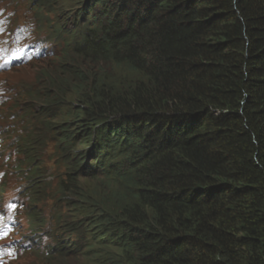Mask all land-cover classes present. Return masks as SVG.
I'll use <instances>...</instances> for the list:
<instances>
[{"label":"trees","instance_id":"16d2710c","mask_svg":"<svg viewBox=\"0 0 264 264\" xmlns=\"http://www.w3.org/2000/svg\"><path fill=\"white\" fill-rule=\"evenodd\" d=\"M101 1L71 0L77 30L94 34L103 12L107 29L94 68L67 83L91 104L88 127L110 115L125 129L94 141L122 154L84 183L72 156L67 188L92 215L86 263L264 264V0H138L127 26L114 5L135 0ZM75 125L62 144L84 152Z\"/></svg>","mask_w":264,"mask_h":264},{"label":"bare ground","instance_id":"6f19581e","mask_svg":"<svg viewBox=\"0 0 264 264\" xmlns=\"http://www.w3.org/2000/svg\"><path fill=\"white\" fill-rule=\"evenodd\" d=\"M107 0H103L101 2L105 3ZM53 5L49 8L51 12L50 24H47L49 28L48 32H50L49 40L52 45V52H48L45 55L46 66L43 69L42 74L39 76V83L34 91H41L38 97H45L49 101V105L46 107L48 110L44 116L47 119L46 125H40L39 130L47 132L49 135H52L51 141L47 144V152H50V155L53 159L52 164L55 168L43 178L42 181H37L44 189L49 190L52 183L57 182L59 179L63 178L66 173H71L77 165V163H73L72 156L82 158L84 157V166L90 167L94 171H100L105 169V166H109L110 163H118L120 156L122 153L117 152V147L112 144H108L106 150L101 155H96L94 153V141L96 139H100L102 141H113L115 138V133L119 131H124L125 127L121 124L120 119H116L110 115H94L92 120V126L88 127L89 122L87 119L89 115L86 114L85 110L87 108H91V104L87 101H84L80 94L75 90L74 86L67 81L71 78L73 80L76 79L78 69H81L83 72V66L88 67L87 69L94 68L93 60L96 58V48L94 44L100 39V32H104L107 29V22L105 20H101L100 16L104 15L105 12L99 13L98 23L94 34L89 33L85 30H82V27L79 28L81 30H77V22H74V15L79 11L82 7L81 5L88 3L92 4V0H74V2H80L79 4H74V7L71 5L74 3L71 0H51ZM138 0L130 3H123V7L118 9L117 3L114 5V9L117 10V15L114 16L116 22L122 21V23L127 26L130 23V20L135 19L138 16L139 7L137 4ZM104 11V10H103ZM49 13V12H48ZM150 13V8L144 9L143 18L146 17ZM87 22L89 24L95 23L94 18H97L94 13H87ZM87 34L88 40L91 43H88L81 37V33ZM39 38L37 41H30L28 44L31 46L34 45H42V39ZM79 44L82 47V54L89 57L85 60L82 56H76L75 51L78 50ZM44 48L39 46L33 51L41 52ZM80 54L79 52L77 55ZM30 56V50L26 48L23 53L24 59ZM22 62V60H21ZM24 63V61H23ZM92 79V74L88 81ZM69 82V81H68ZM43 87H47L46 94ZM30 90V89H29ZM91 97H93V92L88 90ZM35 97V93L32 94ZM75 103L72 105L71 103ZM34 107L39 106V104L34 101ZM79 107H76V105ZM41 119H37L32 126H37ZM75 122L76 129L78 126H82L83 122L86 125L82 126V136L81 140H85L88 136V140L86 142L91 143V148L88 145L84 146V152H77V146L72 147V149H68L66 146L59 141L60 136L64 134V128H68L69 124H73ZM107 126H110L109 128ZM85 127H87L85 129ZM88 135H87V133ZM38 131L34 130L28 133L30 137H37ZM62 140V139H61ZM23 136L21 135L18 141L19 145L23 144ZM13 146V145H10ZM91 151H88L90 150ZM18 150L12 148L11 150L5 151L2 153V157L9 158L12 160L13 158H17L15 155H12ZM100 152V151H98ZM30 158H35V155H32ZM68 166L70 170H64L62 167ZM33 175V172L30 173ZM78 206L69 208L70 211H73L75 215V211ZM75 224H81L85 226L86 221H76ZM71 231V228L69 227ZM90 237H92L90 233ZM63 248H57L58 251L64 254V257L60 262L53 260L51 258H47L46 260L40 259L41 264H65L67 260L70 258L77 256L80 252V248L78 244L75 243V238L69 236L65 239V243L62 244ZM59 252V254H60ZM88 256L84 258V264L86 263V259ZM51 262H48V261ZM47 261L48 263H44ZM75 262V259H71L67 264H72ZM90 264V263H89Z\"/></svg>","mask_w":264,"mask_h":264},{"label":"clouds","instance_id":"9594fccd","mask_svg":"<svg viewBox=\"0 0 264 264\" xmlns=\"http://www.w3.org/2000/svg\"><path fill=\"white\" fill-rule=\"evenodd\" d=\"M77 178H78L77 179L78 183H84L86 181V178L82 179L81 177H79V175H77ZM69 193L71 195H73V197H74V195H75L74 192L69 191ZM68 198H69L68 202H70V204H68V206H66L67 209L65 207L62 208V209H64V211H63V218L61 217V219H60L61 220L60 221L61 229H54V231H52V233H53L52 235L54 236V239L62 238L64 241V239L69 237V236H66V235H68L67 230H69V227L78 230V233H81V237L75 238V243L78 244V246L80 248V252L78 253L77 256H74V257L70 258L69 260H67L65 262V264H67V262H69L71 259H75V262L72 264H84V261H83L84 258L86 256H90V252H89L88 247H89L90 243L93 242V236L90 237V235L87 232L85 233L83 227H80V226H78V224H75V223H76V220L84 218L83 221H86V223H87L86 226H87V228H89V221H90V217L92 215L87 214V211L84 208V205L86 202H83L84 201L83 199H81L80 197L72 198V196H70ZM74 205L78 206L77 210L75 211V215H74L73 211L69 210V208L74 207ZM64 228L66 229L65 230L66 234L63 233ZM83 231H84V233H82ZM87 231L89 233H91L89 230H87ZM91 235H92V233H91ZM88 238L89 239L92 238V240L87 241ZM34 240L39 243L38 237H35ZM40 242H41V240H40ZM57 248H63V246L52 247L50 252L45 250L44 247L41 245L35 247L36 255L39 257H36V259H35L36 261L35 262L32 261L31 264H41L40 259L46 260L47 258H51L52 261L56 260L57 262H60V258L62 259L64 257V254L62 252L58 251ZM59 252H60V254H59ZM48 262H51V261L49 260ZM48 262L45 261L44 263H48Z\"/></svg>","mask_w":264,"mask_h":264},{"label":"rangeland","instance_id":"374dc122","mask_svg":"<svg viewBox=\"0 0 264 264\" xmlns=\"http://www.w3.org/2000/svg\"><path fill=\"white\" fill-rule=\"evenodd\" d=\"M116 72H117V76L120 75V71L118 69V67L116 68ZM122 76V75H121ZM119 77V76H118ZM130 82H131V79H130ZM130 82H128V84H130ZM121 157V156H120Z\"/></svg>","mask_w":264,"mask_h":264}]
</instances>
